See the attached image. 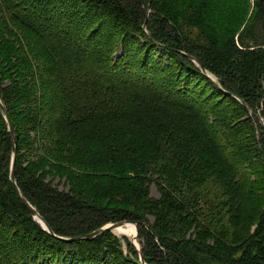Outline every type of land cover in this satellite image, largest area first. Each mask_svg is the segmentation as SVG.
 Returning a JSON list of instances; mask_svg holds the SVG:
<instances>
[{"label": "trees", "instance_id": "obj_1", "mask_svg": "<svg viewBox=\"0 0 264 264\" xmlns=\"http://www.w3.org/2000/svg\"><path fill=\"white\" fill-rule=\"evenodd\" d=\"M152 1L0 0L16 184L58 236L128 220L146 229V264H264V111L225 82L260 88L264 0L252 13L247 0H156L153 27ZM10 141L0 109V264H141L106 257L111 231L62 241L39 226L10 182Z\"/></svg>", "mask_w": 264, "mask_h": 264}, {"label": "rangeland", "instance_id": "obj_2", "mask_svg": "<svg viewBox=\"0 0 264 264\" xmlns=\"http://www.w3.org/2000/svg\"><path fill=\"white\" fill-rule=\"evenodd\" d=\"M231 1L232 2H237L238 0H231ZM253 1L254 0H247L246 1V3L249 4V12H251V13H252V11L254 9H256L255 6H253ZM155 4H156V0H153L152 1L153 7H151V10H150V13H149L150 17H149V23L148 24L150 26H152V27L155 26V23L158 22L159 17H160L159 13H157V9H156L157 8V5H155ZM250 15L251 14L248 15V17H247L248 19L245 22L246 23L245 24L246 27H248V24L251 22ZM180 23H182V22H180ZM76 27H77V29L79 28V32L88 30L87 26H84V25L82 26V25L79 24ZM242 29L243 28H241L238 31V34L241 32ZM192 43L195 45L194 49H197L198 46H199V43H198L197 39L196 40H193L192 39ZM235 43H236V45L238 47L241 46V44H240V37L239 36H237L235 38ZM255 47H257V46H255ZM196 52L199 53L198 51H196ZM233 56H234V58L237 57V55H233ZM210 63H212V61H210ZM209 76L211 77V75H209ZM193 77H194L193 75L190 76V78H193ZM232 79L233 80H229V79L227 80V79H225V82L228 83V84L229 83H232V82L234 84H236L237 87L240 90H244V92L247 93L251 97L252 101L256 105H258V107H259V109H260L261 112L264 111V104H262V101L264 103V79L263 78L260 79V82H259L260 83L259 84L260 85V88H258L255 85V83L251 79L247 78L246 76L244 78L243 77H239V76H235ZM205 91L207 93L205 95H207L209 97V102H211L212 100L216 99L217 95L220 93L218 91H217V93H214V91H211L208 87H206V90ZM225 101H227V100H225ZM225 101H222V102L220 101L221 102L220 105H222L225 108H227L226 107L227 105H224ZM0 147H1V144H0ZM6 149L7 148H4V147L3 148L2 147L0 148V151H2L3 158L7 155ZM263 186H264V183H263ZM59 187L60 188H63V185L60 184ZM151 193H152V195H156V190H155L154 186L151 187ZM31 199H32V197H31ZM104 211L107 213V211H109V209L106 207L105 210L99 211L100 212L99 213L100 214L99 216L103 215L104 214ZM81 222L83 223V226H85V224H84L85 220L84 221L81 220ZM37 224L39 226H41L40 222H37ZM88 224H87L86 229H88L89 227H91V226L88 227ZM129 224H131V225H126V226L124 225L125 228L129 231V233H127V234L125 232L118 233V232H115L113 230V231H111L112 236L110 237V239H108V238L103 239L104 241H102V244L101 245H105V247H106V250H105L106 257H108L110 260L111 259H114L115 256L116 257L121 256L122 259L125 258V257L126 258L128 257L129 259H131V258H133V259L138 258L140 260V258L143 257V254L147 252L149 243L147 242V239H146V233H145L146 232V229H144V228L141 229L140 228L141 233H138V224H137V227L134 224H132V223H129ZM79 225H77V226H79ZM255 227L256 226L253 225V229ZM83 228L85 229V227H83ZM131 231L133 232V235H130ZM168 252H169V250H164L163 251V256L166 259H168L170 257V254H169L170 252L169 253ZM237 255H239V254H237ZM212 259L213 258H210V257H208L206 255L205 256L203 255V257L201 256V259H195V257H193V256L191 258V260L194 262V264H221V263L217 262V260H212ZM175 263H176V261H175ZM78 264H86V262H82L80 260L78 262Z\"/></svg>", "mask_w": 264, "mask_h": 264}, {"label": "water", "instance_id": "obj_3", "mask_svg": "<svg viewBox=\"0 0 264 264\" xmlns=\"http://www.w3.org/2000/svg\"><path fill=\"white\" fill-rule=\"evenodd\" d=\"M189 58H191V60H193L195 63H197V61L192 58L190 55L186 54ZM198 64V63H197ZM201 70L207 74L209 76V74L206 72V70L201 67ZM210 77V76H209ZM0 109L2 111V113L4 114L5 117V121L7 124V128H8V132L11 138V143H12V156H11V166H10V174H9V178H10V182H12L14 190L16 192V195L18 196V198L20 199L21 203L28 209V211L30 212V214L33 216V218L37 221L40 222L42 228L44 230L47 231V233L52 234L53 236H55L56 238L62 240V241H73V240H78V239H93L94 237L102 234L105 230L108 231H113L115 228L121 226V225H125L127 223H132L137 227V222L135 221H128V220H123V221H117V222H113V223H109L106 224L96 230H93L92 232L85 234L83 236H75V237H64V236H58L55 235L54 233H52L50 227L48 226V224L45 222V220H43V218L39 215V213L37 212V210L32 207V205L25 199V197L22 195V193L20 192L16 181H15V155L16 154V136H15V131H14V127L13 124L11 122L10 117L8 116V112L7 109L5 107V105L2 103L1 99H0ZM37 217L39 218V220L37 219ZM140 263L141 264H145L144 260L142 259V257L140 258Z\"/></svg>", "mask_w": 264, "mask_h": 264}, {"label": "bare ground", "instance_id": "obj_4", "mask_svg": "<svg viewBox=\"0 0 264 264\" xmlns=\"http://www.w3.org/2000/svg\"><path fill=\"white\" fill-rule=\"evenodd\" d=\"M37 219L39 220L38 217H37ZM126 225H129V224L127 223V224H125V226H126ZM125 226H124V225H121V226L115 228L114 231H115V232H118V233H123V232H125V233L127 234V233H129V231L125 228ZM130 235H133V232H132V231H131Z\"/></svg>", "mask_w": 264, "mask_h": 264}]
</instances>
